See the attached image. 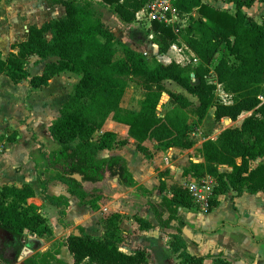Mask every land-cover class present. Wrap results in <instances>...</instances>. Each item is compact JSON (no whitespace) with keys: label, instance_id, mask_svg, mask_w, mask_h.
Listing matches in <instances>:
<instances>
[{"label":"trees","instance_id":"trees-1","mask_svg":"<svg viewBox=\"0 0 264 264\" xmlns=\"http://www.w3.org/2000/svg\"><path fill=\"white\" fill-rule=\"evenodd\" d=\"M100 1L122 22L131 25L137 21L136 14L152 0ZM227 1L234 4L235 13L214 8L206 0H174L179 19L186 24L167 25L158 21L150 24L157 55H166L180 39L198 59L195 64L183 66L174 61L156 60L150 63L129 48L122 57H117L115 35L97 15L94 0H53L55 5L64 8L63 16L40 27L30 26L26 39L13 45L16 52H10L6 58L0 51V74L7 75L14 84L25 82L32 89H40L48 86L56 75L66 72L81 75L75 94L62 106L59 117L49 127L59 150L48 156V169L56 171V179L67 184L74 196L84 200L89 195L84 184L117 179L120 186L135 187L140 195L148 197V190L138 185L120 155L133 146L131 139L105 128L103 120L94 117L102 104L117 109L129 79L133 78L140 80L145 91L141 110L117 121L127 125L130 136L144 152L142 144L147 140L155 144L156 153L170 148L190 149L194 145L191 127L183 119L178 116L160 118L155 114L164 93L181 107L192 106L184 95L169 92L164 86L166 81L176 83L197 99L194 110L197 123L205 119L210 109L214 110L217 122L222 119L236 122L244 113H251L239 128L226 129L216 140L206 141L201 148L204 161L192 163L183 170L189 178L211 176L217 180L207 213L218 208V197L229 191H235L237 196L264 192V102L260 100L264 93V15L260 24L244 12L245 8L264 0ZM177 28L179 34L175 33ZM222 49L225 53L217 59ZM32 56L44 62L53 61L45 64L41 74L30 77L26 60ZM219 90L229 97L230 103L223 102L217 94ZM103 151L110 155L100 159L99 153ZM258 159H262V163L254 166ZM223 166L232 167L231 174L221 173L219 168ZM76 175L81 177L80 181L74 178ZM39 183L46 201L59 207L62 221L69 205L67 198L47 195V182L39 178ZM158 191L160 202L150 203L157 221L164 226L172 222L178 225L168 242L172 254L181 264H204L206 256L191 254L182 236L185 222L179 209L195 208L191 196L181 187L166 194L163 181ZM31 196L29 188L5 186L0 190V230L15 239L6 244L17 252L23 248L21 239L25 232L36 238L52 236L47 219L35 206L27 205ZM120 220V214L111 215L105 223V234L100 237L78 228L79 236L72 234L58 241L53 249L36 254L26 262L45 264L52 257L56 264H65L57 256L60 249L67 246L72 264H148L144 250L127 253L117 246ZM136 221L140 229L152 227L143 218ZM213 264L229 262L218 259Z\"/></svg>","mask_w":264,"mask_h":264},{"label":"rangeland","instance_id":"rangeland-1","mask_svg":"<svg viewBox=\"0 0 264 264\" xmlns=\"http://www.w3.org/2000/svg\"><path fill=\"white\" fill-rule=\"evenodd\" d=\"M94 6L97 15L115 35L117 40L115 46L117 57H122L125 53V49L129 48L144 56V58L150 63L154 60L161 63H168L173 60L174 55L171 53L166 57L156 54L157 47L153 43V34L150 31L149 23L135 22L128 25L122 22L110 11L108 6L100 0H94ZM64 14V8L60 5H55L53 0H1L0 51L2 52L3 57L6 58L10 52H16V50L12 48L13 45L26 39L28 28L30 26L35 25L40 27L44 23L59 18ZM246 14L260 24L263 22L261 16L264 12L262 11H246ZM176 24L185 25V21H181L178 18ZM224 53L225 50L222 49L220 54H218L217 59ZM51 61L53 60L44 62L38 57H29L26 60V71L30 77L41 74L45 64ZM0 76L2 75L0 74ZM7 77V75L0 77V116H14L11 118L12 124L5 128L3 132H1L3 130L1 125L5 126V124L0 121V143L4 141V133H9L10 130H15V132L9 137V141H15L16 134H18V128L21 126H25L26 131L30 133L31 129L29 125L26 124L28 120L27 116L29 114L36 115V112L40 115L44 114V118L46 117L43 119L41 116L37 115L36 118L39 117L34 120L38 135L43 137L45 135L44 131L46 125L51 123L53 119L59 117L60 109L75 94L76 87L81 79V75L79 74L66 72L54 76L50 80L48 86L40 89H32L29 88L25 82L13 84ZM164 86L169 92L184 95L192 102V106L187 108L181 107L170 99L168 93H164L162 94L155 111L156 116L160 118L166 116H178L180 119H183L185 123L191 127L190 137L193 140L194 145L190 149L170 148L167 151L156 153L153 149L155 144L150 140H147L142 144V147L146 150L145 152L138 148L135 139L130 136L127 125L117 121L118 118H126L131 113L139 112L141 110L142 102L145 99V91L142 88L140 80L135 78L129 79L128 87L118 108H109L102 104L97 108L96 113L94 112V117L98 120H103L105 128H110L125 137H129L133 143V146L128 148L129 154H131L129 157H134L136 162L138 157L143 158L145 164L150 165L156 173L158 181H154V176H148V178L150 177L149 179L152 178L155 184L152 189H147L149 192L148 198L142 197L135 187L126 190L127 194L120 193V191H124V189H119L118 187L113 188L112 194L117 195L113 204L110 206V208H113V212L104 210L103 214L105 217L104 222L106 223L111 215L120 214V212H122L120 214V229L116 233V242L119 248L124 250L123 246L128 245L130 252L137 249H144L148 254V264H181L176 257L169 254L166 248L170 236L176 233L178 225L176 223L169 226L160 225L150 208V203L151 201H155L157 205L160 202V193L158 189L162 181L166 184V194H169L176 187L185 189L188 182L193 178L185 176L183 170L187 166L190 167L192 163L204 161L201 152L203 144L206 141L216 140L226 129L239 128L243 120L251 115V113H244L236 122H232L228 119H222L217 122L213 116L214 110L210 109L205 119L201 123H197V117L194 114L195 107L198 105L197 99L189 95L174 82L166 81L164 82ZM25 94L28 96L26 97ZM217 94L220 97H224V93L221 90H219ZM24 96L26 97L25 102H23ZM262 97L264 99V93ZM227 99L229 100V98ZM36 105H39V108L38 106L36 107ZM19 130L22 135L18 147L19 151H14V149L11 152H8L7 150L4 151V153L0 155V168L11 169L12 165L23 160L22 153L24 155L25 150L34 149V147L28 143L27 134H25L22 129ZM47 134L50 136L48 131ZM96 137L98 138L99 134H96ZM103 156L104 155H100V157ZM262 161V159H258L253 165L257 166L262 163ZM237 162L240 163L239 160ZM219 171L228 176L232 172V167L223 166L219 168ZM137 193L139 194V197L137 196ZM236 197L238 196L235 191H229L225 195L219 196L218 200H221V203L218 209L213 210L211 213H201V215L205 217V226L207 228H214L217 223H220L221 226L222 221L234 222L235 219L240 217L241 211L238 212L233 209L231 210L227 204L229 199L233 200ZM90 198L92 199L86 201L89 202L94 209H99L101 207L97 205L99 202H101V205L103 206L111 202L110 198L98 194H92L90 195ZM198 212L200 211L197 209H188L186 212L182 213L183 216L181 215L183 219L186 218L190 222L189 233L191 236L205 234L200 227H198V221L195 220L198 219ZM124 218H127L132 222L126 223V225L121 228V224L124 223ZM138 218H145L146 220L151 219L154 223V227L140 229L139 224L136 221ZM133 222L137 223L139 232L136 231L137 229L134 227ZM53 225L55 227V224ZM185 226L182 227V230L185 229ZM220 226L216 227V229H219L217 233L212 229L207 235L215 233L214 235L216 236V239L223 245H226L229 249L231 248V250L235 249L241 253L248 252L252 255H257L260 257L259 263L264 264V248L262 244L254 245L250 243L248 238H242L241 234L243 233H236L229 225H226L223 228H220ZM123 232H127V236H125ZM28 235L29 233H24L23 238L25 239ZM129 236H133V238H130ZM258 236H264V230L258 232ZM38 239L46 241L49 238ZM204 239L206 240L207 236H204ZM4 240L8 242L15 241L11 235L4 236ZM189 243V252L191 254L206 256L204 264H213L214 260L218 259L224 260L222 259V254L203 250L197 244H193L191 238H189ZM28 256L29 253L22 255V250L19 252L15 250L13 251L5 242H0V264H29L26 262ZM50 258V260L45 261V264H56L53 258ZM241 259L242 257L239 259H233L231 257V260H235L233 262L234 264H245ZM254 259L255 257L251 261H244L247 262V264H254Z\"/></svg>","mask_w":264,"mask_h":264},{"label":"crops","instance_id":"crops-1","mask_svg":"<svg viewBox=\"0 0 264 264\" xmlns=\"http://www.w3.org/2000/svg\"><path fill=\"white\" fill-rule=\"evenodd\" d=\"M206 3L222 11H228L232 14L235 13L234 4L229 3L227 0H206ZM246 11L264 12V3L256 2L251 8H248V9L245 8L244 12L246 13ZM0 77H4V75ZM25 96H24L23 102H25V98L28 95L26 97ZM37 106L39 108V105H36V107ZM36 113H37L36 115L29 114L27 116L28 120L26 124H28L31 129L30 133L26 131L25 126H21L18 128V134H16L15 141H9V137L15 132V130H10L9 133L8 132L4 133V141L0 143L1 145L0 155L3 154L4 151L6 150L8 152H11L13 149L14 151L18 150L19 142L22 139V135L20 134L19 129H22L23 132L27 134L28 136V143H30V145L34 147V149L25 150L24 152L25 154L23 155L22 153L23 160L19 163H15L14 165H12L11 169L0 168L1 188L5 186L15 187L18 189L29 188L32 193V196L27 200V205H33L38 209V212L44 218L47 219V223L50 226L51 231H52V236L46 241L35 238V237H31L30 235H28V237L25 238L26 240L28 238H32V240L30 241L27 240V246L31 250L30 252H27L29 253L27 260L36 254H42V253L47 252L50 249H53L58 241L66 240L70 235L74 234L75 230H78V228H83L87 234L93 237H100L104 235L106 231V227H105V222H104L105 217H104L103 211L105 210V211L113 212V208H110V206L113 204L114 200L117 197V195L112 194L113 188L118 187L119 189H124L125 192L121 190L120 191L121 194L123 193L127 194L126 190L130 189V188H125V187L120 186L117 179L104 180L103 182L97 183V184H90V183L84 184V187H85L84 190H86L89 193V195L84 200H81L77 196H74L71 193L70 187L67 184H64L56 179V171H54L53 169H48V164H49L48 156L52 153L57 152L59 150V146L52 139V137L50 138L51 135L49 136L47 134V131L49 132V127L51 123L58 117L53 119L51 123H48L46 125L45 131H44L45 135L43 137H40L38 135L36 126L34 124V120H36L39 116H41L43 119H45L46 117L44 118V114L40 115L38 112ZM37 115L39 116L36 118ZM12 116H3V117L0 116V121L4 122L5 124V126L0 124L3 129L1 132H3L5 128L9 127L12 124V120H11ZM128 150L129 149H125L124 151H121L120 155H122L125 158L127 162V167L130 173L133 175L135 181L138 183L139 186H143L146 190L152 189L153 185L155 184L152 178L151 179L149 178L151 176L152 177L154 176V181L156 180L158 181V177L156 178V173L154 172V170L151 168L150 165L145 164V161L143 160V158L138 157L137 162H136L134 157H129V155L131 154H129ZM100 155H104V156L100 157ZM109 155L110 154L108 152L103 151L99 153V158L100 159L107 158L109 157ZM186 168H188V166ZM148 176L150 177L148 178ZM39 178H41L42 181L47 182V185H46L47 195L51 197L67 198L69 205L65 211V217L62 219V221L59 215V210H60L59 207L47 202L45 199V196L42 194V189L39 183ZM93 189H97L98 191L92 192ZM92 194L93 195L98 194L104 197H108L110 198L111 202L109 204H105L104 206L101 205V202H99L97 205L101 207L99 209H94L91 207L89 202L86 201V200L92 199L90 198V195ZM137 196L139 197L138 193H137ZM223 198L225 199L224 196ZM220 203H221V200L219 201V206H220ZM227 204L231 210L233 209L238 212L241 211L240 212L241 216L235 219L234 222L222 221L221 226H220V223H217L216 227L220 226V228H223L224 226L229 225L232 227L233 231H235L236 233L238 232L243 233L241 234L242 238H248L249 242L254 245L262 244L264 248V236H258V232H260L261 230H264V192H258L254 194L244 193L242 196H238L234 198L233 200L229 199ZM186 211L187 209H179V214L182 215V213ZM121 213L122 212H120V214ZM197 218L198 219H195V220L198 221V227H200V229L205 234L191 236L189 233V230H190L189 223L190 222L186 218L183 219L185 222L184 224H186V226L184 225L185 229L182 230V236L188 245V250L190 248L189 238H191L193 244H197L200 248H202L203 250L207 252H212V253L217 252V253L222 254L223 255L222 259L229 262L230 264H234L233 262L235 261V260H231V257L233 259H239L242 257L241 260H243V263L245 264H247V262H245L244 260L251 261L255 257L254 264H260L259 263L260 257H258L257 255H252L248 252L241 253L235 249L231 250V248L229 249L226 245H223L222 243H220V241L217 240L216 236L214 235L215 233L218 232L219 229L218 228L216 229V227L207 228L205 226V222H206L205 217L202 216L200 212L197 213ZM146 221L152 227H154V223L152 222L151 219H147ZM123 222L124 223L121 224V228L125 226L126 223L132 222V221H129L127 218H124ZM133 223H134L133 224L134 227H136L137 229L136 231L139 232L137 228V223L135 222ZM174 223L175 222H172L170 225ZM53 224H55V227ZM212 229L215 230V233L207 235L208 233L211 232ZM123 234L127 236V232H123ZM2 236L4 237L5 235H2ZM204 236H207L206 240L204 239ZM129 237L133 238V236L132 237L129 236ZM37 240H41L42 243H40ZM123 248L124 250L122 248L120 249L127 253H133L137 250H144V249H137L133 252H130L129 251L130 249H128V245H124ZM166 248L169 254L176 257L174 254H172L169 248V245ZM12 250L14 251V249ZM57 258L63 261L65 264L73 263L72 255L70 254L67 246H63L60 249L59 255L57 256Z\"/></svg>","mask_w":264,"mask_h":264},{"label":"built area","instance_id":"built-area-1","mask_svg":"<svg viewBox=\"0 0 264 264\" xmlns=\"http://www.w3.org/2000/svg\"><path fill=\"white\" fill-rule=\"evenodd\" d=\"M173 1L174 0H152L142 11L136 14V22H146L151 24L153 21H158L167 25H173L177 23L179 16L173 7ZM175 33L179 34L178 28L175 29ZM169 53L174 55L173 60L171 61L183 66L187 64H195L198 61L196 56L185 44L181 42L180 39L178 43L174 44L170 48L169 52L164 56H168ZM222 98L224 103H230V101L227 99L229 97L226 94H224V97ZM260 100L264 102L262 96L260 97ZM217 186L218 182L214 177L206 176L200 179H191L186 185L185 189L191 196L195 204V208L199 210L200 213H207L210 206V201Z\"/></svg>","mask_w":264,"mask_h":264},{"label":"water","instance_id":"water-1","mask_svg":"<svg viewBox=\"0 0 264 264\" xmlns=\"http://www.w3.org/2000/svg\"><path fill=\"white\" fill-rule=\"evenodd\" d=\"M196 17H198V16H196ZM74 177H75L77 180H81V177L78 176V175H76V176H74ZM0 234H1V237H3L2 235H5V236L10 235L7 231H3V230H0ZM74 234H75L76 236H79V235H80V233H79L78 230H75ZM27 240L30 241V240H32V238H28ZM27 240L24 239V238L21 239V243L23 244L22 255H26L27 252H30V251H31V250L28 248V246H27ZM37 241H39L40 243H42L41 240H37Z\"/></svg>","mask_w":264,"mask_h":264},{"label":"flooded vegetation","instance_id":"flooded-vegetation-1","mask_svg":"<svg viewBox=\"0 0 264 264\" xmlns=\"http://www.w3.org/2000/svg\"><path fill=\"white\" fill-rule=\"evenodd\" d=\"M0 235H1V234H0ZM0 242L8 243V241H5V240H4V237H1V238H0Z\"/></svg>","mask_w":264,"mask_h":264}]
</instances>
